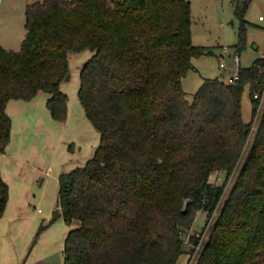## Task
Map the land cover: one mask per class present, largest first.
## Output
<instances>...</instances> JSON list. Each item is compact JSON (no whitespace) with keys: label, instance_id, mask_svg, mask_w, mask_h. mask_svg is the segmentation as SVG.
<instances>
[{"label":"trees","instance_id":"trees-1","mask_svg":"<svg viewBox=\"0 0 264 264\" xmlns=\"http://www.w3.org/2000/svg\"><path fill=\"white\" fill-rule=\"evenodd\" d=\"M241 21L252 0H232ZM190 0H43L27 4L19 50L0 43V154L11 138L10 100L46 93L52 117H67L69 54L90 50L79 97L100 133L84 166L60 174L58 207L71 228L64 264H177L193 255L204 227L189 236L200 210L213 214L244 155L264 92V55L238 78H205L188 100L191 58L211 50L192 40ZM250 86L252 119L242 115ZM259 91V92H257ZM258 93V97L255 94ZM9 185L0 169V217ZM44 226L41 227V229ZM264 260V108L253 141L196 264Z\"/></svg>","mask_w":264,"mask_h":264},{"label":"rangeland","instance_id":"rangeland-1","mask_svg":"<svg viewBox=\"0 0 264 264\" xmlns=\"http://www.w3.org/2000/svg\"><path fill=\"white\" fill-rule=\"evenodd\" d=\"M36 1L43 0H1L0 43L3 46L20 49L26 35V7ZM190 2L193 43L207 46L211 52L191 58L194 68L182 79L188 100L193 98L205 78L228 80L234 73L237 65L233 57L220 54L224 46H228L232 53L239 52V67L250 66L264 54V0H252L245 15L247 23L242 41L241 21L235 14L232 0ZM90 56V50L69 54L71 78L61 84L69 97L64 121L52 117L46 93H40L33 100L7 105L12 132L5 152L0 155L2 174L9 185L8 202L0 217V264L65 262V238L70 225L62 215L53 217L58 207L60 174L84 166L100 143V133L87 117L79 97L80 69ZM222 61L226 67H221ZM260 100L247 148L235 171L228 176L224 170H215L210 177L216 184L227 182L218 208L213 214L198 211L192 227L184 233L190 249L189 236L198 234L204 227L197 252L184 254L177 264H196L198 251L206 241L253 141L264 108V92ZM252 110V94L250 86L246 85L242 96L245 121L252 119ZM15 162L20 164L19 169H16ZM260 262L264 264V260Z\"/></svg>","mask_w":264,"mask_h":264},{"label":"built area","instance_id":"built-area-1","mask_svg":"<svg viewBox=\"0 0 264 264\" xmlns=\"http://www.w3.org/2000/svg\"><path fill=\"white\" fill-rule=\"evenodd\" d=\"M1 3V0H0ZM262 18V16L260 17ZM221 56L224 57L225 55H230L233 57L234 62L236 63L237 67L235 68L234 73L228 78V81L234 82L237 78H238V70H239V64H240V54L239 52H230V49L228 46H224L223 49L220 52ZM227 64L225 63V61L221 62V67H226ZM255 97H258V93L255 94Z\"/></svg>","mask_w":264,"mask_h":264},{"label":"crops","instance_id":"crops-1","mask_svg":"<svg viewBox=\"0 0 264 264\" xmlns=\"http://www.w3.org/2000/svg\"><path fill=\"white\" fill-rule=\"evenodd\" d=\"M261 17V16H260ZM5 47V46H4ZM9 49V48H8ZM14 50V49H13ZM264 55V54H263ZM262 55V56H263ZM226 80V79H225ZM61 88H62V86H61ZM40 93H43V92H40ZM39 93V94H40ZM38 94V95H39ZM48 97V96H47ZM47 99V98H46ZM33 100V99H32ZM20 101H24V100H22V99H13V100H10L9 102H15V104L16 103H22V102H20ZM30 105H32V104H30ZM31 111H33V110H31ZM39 120V119H38ZM26 125H27V123H26ZM1 155V154H0ZM16 159H18L17 157H16ZM16 161H18L19 162V160H16ZM20 164H21V162H19ZM19 163H17V162H15V167H16V169H19L20 168V164ZM19 164V165H18ZM19 167V168H18ZM0 169H1V172H2V167L0 166ZM3 175V174H2ZM70 225V228L68 229V231L71 229V228H73V227H75V226H77L78 225V222L77 221H75L73 224H69ZM68 231H67V233H68ZM67 233H66V235H67Z\"/></svg>","mask_w":264,"mask_h":264}]
</instances>
